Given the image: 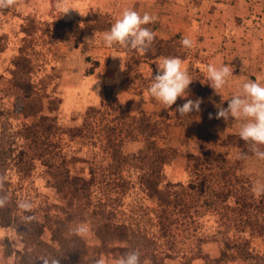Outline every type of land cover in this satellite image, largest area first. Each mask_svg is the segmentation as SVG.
Masks as SVG:
<instances>
[{
	"label": "rangeland",
	"instance_id": "obj_1",
	"mask_svg": "<svg viewBox=\"0 0 264 264\" xmlns=\"http://www.w3.org/2000/svg\"><path fill=\"white\" fill-rule=\"evenodd\" d=\"M193 1L198 12L192 16L189 8ZM193 1L169 0L172 5L166 11L158 8L161 14L173 17L167 24V39L154 33L157 42L167 44L159 46L155 41L144 54L120 45L106 47L103 33L114 19L98 10H79L64 0H18L13 7L0 10V145L8 142L15 156H26L23 164L19 158L12 162L6 180L16 205L22 200L33 205L30 213L17 206L18 213L35 217L44 228L46 243L58 247L53 233L57 223L64 221L66 236L80 237L87 244L90 264L101 258L105 264H115L127 244L114 240L104 244L98 236L100 225L112 223L142 232L140 242L157 255V264H216L228 241L240 248L232 252L236 259L225 264H264V238L245 226L248 218H258L259 224H264V195L257 197L252 190L257 182L264 185V160L252 154L248 143L242 147L230 144L228 138L239 136L242 121L234 119L229 125L221 118L223 124L213 125L215 105L226 108L227 100L242 91L243 83L256 80L264 85V42H260L264 41L260 29L264 27L260 20L264 0L242 1V16L221 10L211 0ZM32 19L36 30L28 35ZM61 20L74 23L69 40L54 24ZM146 27L153 32L161 28L156 20ZM94 37V44L89 45L86 38ZM184 37L193 41L191 48L182 46ZM20 57L29 62V78L40 92L43 114L57 120V133L46 140L53 143L50 150L56 147L55 161L66 158L72 177L92 182L89 191L76 194L69 186H59L58 173L35 152L32 133L38 132L35 124L39 117H24V98L13 86ZM163 57H179L193 80L188 96L178 97L170 109H164L147 91ZM210 64L233 68V76L220 94L208 84L206 68ZM110 91L122 110L112 109V101L106 98ZM198 98L202 100L199 112L180 116L175 111L186 99ZM91 108L99 110L93 126L73 137L71 130L84 127ZM144 114L154 124L156 147L171 149L175 155L164 167L167 182L185 187L201 181L197 178L205 169L195 170L196 159L203 156L202 139L209 137L205 144L226 156L225 166L237 178L242 204L231 198L216 208L207 202L209 193L198 191L194 200L185 197L191 210L179 208L173 216L174 226L162 230L164 208L143 184L145 164L133 158L147 146V136L142 134L146 125H139ZM78 226L85 231L76 234ZM7 230L8 236L0 240V264H22L15 252L23 251L25 245L15 229ZM198 256L205 259L197 260Z\"/></svg>",
	"mask_w": 264,
	"mask_h": 264
},
{
	"label": "trees",
	"instance_id": "obj_2",
	"mask_svg": "<svg viewBox=\"0 0 264 264\" xmlns=\"http://www.w3.org/2000/svg\"><path fill=\"white\" fill-rule=\"evenodd\" d=\"M54 24L58 29L63 30L65 33L64 39L69 40V38H72L74 31L73 22L61 20ZM30 27L32 30H26L28 35H31L35 32L34 30H36V28L34 29V27H36L35 19H32ZM156 40L157 38H154L153 43ZM166 42L167 41L164 40H158L157 44L160 46L164 43L167 44ZM2 51L3 49L0 50V52ZM15 67L16 72H14L13 75L15 79L13 86L18 94L22 95L24 98L23 115L25 118L39 117L38 123L35 124L38 132L32 133L35 152L38 153L42 162L49 169L58 173L59 180L57 184L59 186H69L74 189L76 194L89 191L92 182L82 178L72 177L68 167L69 162L66 158L60 157V162L55 161L54 149H56V147L53 146L54 149L50 150L53 143L50 142L48 144L46 140L57 133V120L43 114L44 104L40 97V92L29 78L32 71L28 60L26 58H18ZM106 98L112 101L114 105V107L112 105L113 110H122L119 100L114 98L113 91L107 92ZM123 112L124 110L122 113ZM125 112L127 113L128 111ZM98 113V109L91 108L86 115L84 127L71 130L73 137L81 136L87 127H92ZM145 116L147 115L144 114L143 120L139 125H146L142 127V134L147 136V146L139 155H135L133 158L138 160L139 163L145 164L144 168H146L147 172L142 175L143 184L149 196L151 198H156L164 208V220L161 221L162 230L169 231L174 226L175 221H173V216L179 208L186 207L188 211L191 210L192 205L185 200V197L194 200L195 194L198 191L200 194L209 193L210 200L207 202L210 206H216V208H219L220 205L225 204L231 198H235L238 205L242 204V193L237 188V178L235 175L232 176V171L230 169L226 168L225 165L228 161L226 156L217 152L213 147L205 144L209 141V137H206L208 139H202L201 148L203 156H199L196 159L197 165L195 170L201 172L200 170L205 169L203 174L200 173L201 175H198L197 179L201 181L199 183L191 182L185 187H179L178 185L167 182L164 175V167L171 162L175 155L171 149H158L156 147V144L152 141L155 131L154 124L152 123L151 117L149 119V117L147 118ZM233 123L234 118L230 117L228 119V124L233 125ZM221 124L223 123L220 119H216L213 122V125ZM43 136H46L45 141L43 140ZM228 139L230 144L239 147L244 146L246 143L240 136H230ZM21 154H23L22 157L15 156V149L13 145L8 142L0 145V175L5 177L4 186L0 189V196H7L8 198L6 205L0 207V224L2 228L15 229L25 245L23 251H17L15 253L21 257L22 264H42V257L60 259L61 264H90V260H87V244L80 237L66 236V231L68 230L66 222H58V229L54 230V240L58 243V247L56 248L43 241L42 236L44 228L38 221L35 219L28 221L26 219L27 216L23 214L19 215L17 205L10 193L6 176L14 160L19 158V163L23 164L25 162L24 158L26 156H24V153ZM231 177L236 180L232 181ZM180 189H182V192H180ZM262 205H264V201L261 204V207L264 208ZM245 226H251V229L254 231H252L253 233L264 238V224H259L258 218H248L247 221H245ZM243 228L246 229L245 227ZM141 233L142 232L133 229L131 226H115L112 223H103L98 228V236L102 239L104 244H108L109 241L113 240L126 243L127 247L120 249L123 254L130 250H138L141 264L149 259L152 261V264H157V255L152 252L150 254L148 246L140 242L143 238V233ZM6 243L9 245L10 242L8 239H6ZM224 246L225 248L222 251L221 257L216 261V264H225L236 259V255L232 252L235 249H239L240 246L237 245V243L233 245V242L230 241L226 242ZM11 254L7 255L11 256ZM206 258L209 260V257ZM204 259L205 257H197V260Z\"/></svg>",
	"mask_w": 264,
	"mask_h": 264
},
{
	"label": "clouds",
	"instance_id": "obj_3",
	"mask_svg": "<svg viewBox=\"0 0 264 264\" xmlns=\"http://www.w3.org/2000/svg\"><path fill=\"white\" fill-rule=\"evenodd\" d=\"M66 2V0H64ZM18 3V0H0V10L8 9ZM69 10V9H68ZM67 10V11H68ZM155 22V17L145 12L141 15L136 10L125 9L121 16L111 25L110 29L103 33V42L106 47L120 45L130 50H135L144 54L151 47L154 40V33L146 25ZM89 45H93L95 37L86 38ZM181 44L185 48H191L193 41L184 37ZM182 60L179 57H163L157 64V74L152 77V82L148 87L149 95L157 102L162 104L164 109H170L177 101L178 97L186 98L188 96L189 85L192 79L187 70L182 67ZM209 86L216 94H220L222 88L233 76V68L229 64L219 67L208 65L206 68ZM227 107L222 104L215 105L217 112L216 119L223 118L227 121L230 117L242 121L239 136L250 145L252 154L264 160V85L256 80H248L243 83L242 91L233 95L227 100ZM201 99H186V102L176 108L180 116H189L193 111H200ZM212 118V114H209ZM5 177L0 175V189L3 188ZM254 194L259 197L264 195V185L257 182L253 186ZM7 196H0V207L7 203ZM17 206L23 212L30 213L33 205L27 200L18 201ZM28 221L35 219L34 216L26 217ZM85 228L78 226L75 229L76 234L83 233ZM42 264H61L60 259L42 257ZM96 264H105L103 258L98 259ZM115 264H141L140 253L138 250H130L122 254L115 260Z\"/></svg>",
	"mask_w": 264,
	"mask_h": 264
},
{
	"label": "crops",
	"instance_id": "obj_4",
	"mask_svg": "<svg viewBox=\"0 0 264 264\" xmlns=\"http://www.w3.org/2000/svg\"><path fill=\"white\" fill-rule=\"evenodd\" d=\"M164 1L165 0H66V2H68L70 7L78 8L79 10L81 9L86 10L87 8L88 9L90 8V9L98 10L103 14H108L113 17L114 19L113 23L116 21V19H118L121 16L122 12L125 9L136 10L141 15L147 12L150 15H154L153 17H155V20L161 26V28L156 30L155 32L156 35L157 36L161 35L160 38L167 39V33L169 32L167 24H169V19L173 17L165 15L164 13L161 14L158 8L163 7L164 11H166L168 5H170L171 7L172 3H169L168 2L169 0L166 1V3ZM189 1L192 2L193 0H189ZM208 1L209 0H206V2ZM211 1L219 8H223L221 10H225V12L227 11H232V13L237 12L238 13L237 16H242L239 15L240 11H242V1L244 3H248V0H211ZM208 3H210V1ZM147 7L150 8L149 11H147ZM189 10L192 12L191 13L192 16L194 13L198 12L197 11L198 6L195 5L194 1L192 2ZM260 20H262L263 22L264 17L260 18ZM260 29L262 33H264V27H261ZM260 42H262L263 44L264 41H260ZM261 77H262V73H260L259 79H262ZM3 236H8V230L0 226V240L4 238Z\"/></svg>",
	"mask_w": 264,
	"mask_h": 264
}]
</instances>
